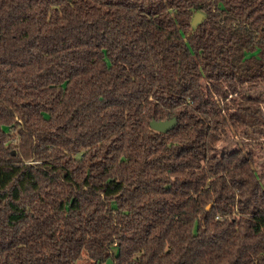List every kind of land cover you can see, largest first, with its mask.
Masks as SVG:
<instances>
[{"label":"trees","instance_id":"obj_1","mask_svg":"<svg viewBox=\"0 0 264 264\" xmlns=\"http://www.w3.org/2000/svg\"><path fill=\"white\" fill-rule=\"evenodd\" d=\"M256 87L264 0H0V264H264Z\"/></svg>","mask_w":264,"mask_h":264},{"label":"rangeland","instance_id":"obj_2","mask_svg":"<svg viewBox=\"0 0 264 264\" xmlns=\"http://www.w3.org/2000/svg\"><path fill=\"white\" fill-rule=\"evenodd\" d=\"M263 93L264 95V87H256L251 88L249 90L250 95L253 97H257L260 93ZM251 106L254 108L255 106L251 104ZM262 107V115L264 116V102L261 104ZM252 120L251 122L254 123L256 126L261 127L262 124L257 121V114H253L249 117V120ZM248 134L240 135V134H234V133H228L226 137L223 139L222 143L220 144L221 147L227 146L229 148H234L239 146L240 144H243L242 146H246L248 148L253 149V151L256 152L257 157V164L258 168L261 169L264 166V135H261L257 138V135H254L255 132H253V128H248ZM92 260L89 258L86 252L83 253V257L78 260L75 264H92ZM99 264H113L112 257H109L106 261Z\"/></svg>","mask_w":264,"mask_h":264},{"label":"water","instance_id":"obj_3","mask_svg":"<svg viewBox=\"0 0 264 264\" xmlns=\"http://www.w3.org/2000/svg\"><path fill=\"white\" fill-rule=\"evenodd\" d=\"M204 19H205V14H203L202 12H197L194 15V17L192 19V24H193L194 30H196L199 23H201ZM176 123H177L176 117H172L171 119H167V120L153 119L150 122V125L153 129H155L157 131L167 132V131L171 130L172 128H174ZM208 208H211V205H208Z\"/></svg>","mask_w":264,"mask_h":264}]
</instances>
